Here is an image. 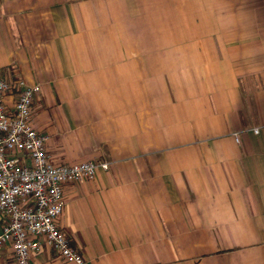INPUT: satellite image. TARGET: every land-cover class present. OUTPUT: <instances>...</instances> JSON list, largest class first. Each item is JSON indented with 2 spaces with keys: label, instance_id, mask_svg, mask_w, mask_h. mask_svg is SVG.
<instances>
[{
  "label": "crops",
  "instance_id": "0c3cea01",
  "mask_svg": "<svg viewBox=\"0 0 264 264\" xmlns=\"http://www.w3.org/2000/svg\"><path fill=\"white\" fill-rule=\"evenodd\" d=\"M0 79L53 164L108 163L62 186L85 264H264V0H0Z\"/></svg>",
  "mask_w": 264,
  "mask_h": 264
},
{
  "label": "built area",
  "instance_id": "2783aa9c",
  "mask_svg": "<svg viewBox=\"0 0 264 264\" xmlns=\"http://www.w3.org/2000/svg\"><path fill=\"white\" fill-rule=\"evenodd\" d=\"M19 85L8 106L5 100L16 87L0 79V261L9 247L16 264H31V256L49 246L64 260L85 264L56 223L63 210L62 186L83 182L107 170L108 163L53 164L46 153L47 137L31 124V105L40 88Z\"/></svg>",
  "mask_w": 264,
  "mask_h": 264
}]
</instances>
